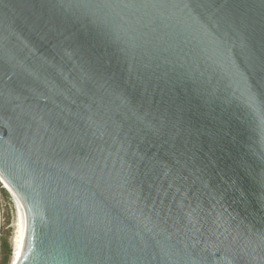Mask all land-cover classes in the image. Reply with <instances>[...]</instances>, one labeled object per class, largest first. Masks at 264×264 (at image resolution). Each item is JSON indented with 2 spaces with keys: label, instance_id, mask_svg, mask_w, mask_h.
<instances>
[{
  "label": "water",
  "instance_id": "95a60500",
  "mask_svg": "<svg viewBox=\"0 0 264 264\" xmlns=\"http://www.w3.org/2000/svg\"><path fill=\"white\" fill-rule=\"evenodd\" d=\"M0 175L17 264H264V0H0Z\"/></svg>",
  "mask_w": 264,
  "mask_h": 264
},
{
  "label": "bare ground",
  "instance_id": "6f19581e",
  "mask_svg": "<svg viewBox=\"0 0 264 264\" xmlns=\"http://www.w3.org/2000/svg\"><path fill=\"white\" fill-rule=\"evenodd\" d=\"M0 181L2 182L4 188L10 194L15 204L16 215L13 223V236L11 240L12 246V256L10 264H17L21 255L24 237H25V227H26V214L23 203L15 196L13 190L0 175Z\"/></svg>",
  "mask_w": 264,
  "mask_h": 264
},
{
  "label": "rangeland",
  "instance_id": "374dc122",
  "mask_svg": "<svg viewBox=\"0 0 264 264\" xmlns=\"http://www.w3.org/2000/svg\"><path fill=\"white\" fill-rule=\"evenodd\" d=\"M0 208L2 209V214L4 217V224L2 232L10 230L11 237L13 236V223L15 220L16 209L12 197L4 188L2 182L0 181ZM8 222V225H7ZM12 240V239H11ZM1 258V256H0Z\"/></svg>",
  "mask_w": 264,
  "mask_h": 264
},
{
  "label": "trees",
  "instance_id": "16d2710c",
  "mask_svg": "<svg viewBox=\"0 0 264 264\" xmlns=\"http://www.w3.org/2000/svg\"><path fill=\"white\" fill-rule=\"evenodd\" d=\"M8 225V222H7ZM10 230L3 231L0 250V264H10L12 256Z\"/></svg>",
  "mask_w": 264,
  "mask_h": 264
},
{
  "label": "built area",
  "instance_id": "2783aa9c",
  "mask_svg": "<svg viewBox=\"0 0 264 264\" xmlns=\"http://www.w3.org/2000/svg\"><path fill=\"white\" fill-rule=\"evenodd\" d=\"M3 224H4V217L2 214V209L0 208V250H1V240H2V230H3Z\"/></svg>",
  "mask_w": 264,
  "mask_h": 264
}]
</instances>
